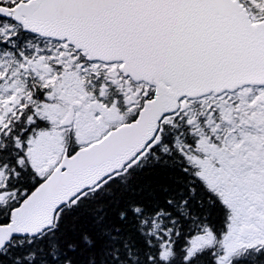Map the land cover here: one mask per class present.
Returning a JSON list of instances; mask_svg holds the SVG:
<instances>
[{"label": "snow or ice", "instance_id": "1", "mask_svg": "<svg viewBox=\"0 0 264 264\" xmlns=\"http://www.w3.org/2000/svg\"><path fill=\"white\" fill-rule=\"evenodd\" d=\"M0 264H264V0H0Z\"/></svg>", "mask_w": 264, "mask_h": 264}]
</instances>
